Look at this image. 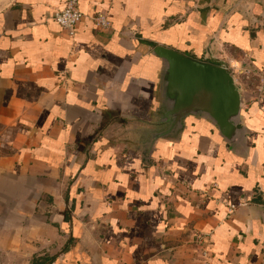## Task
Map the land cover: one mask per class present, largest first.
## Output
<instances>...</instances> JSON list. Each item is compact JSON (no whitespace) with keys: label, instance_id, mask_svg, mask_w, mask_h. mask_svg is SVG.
<instances>
[{"label":"crops","instance_id":"1","mask_svg":"<svg viewBox=\"0 0 264 264\" xmlns=\"http://www.w3.org/2000/svg\"><path fill=\"white\" fill-rule=\"evenodd\" d=\"M239 1L79 0L72 38L65 0H0V264H264V0ZM157 45L240 65L246 149L152 140Z\"/></svg>","mask_w":264,"mask_h":264},{"label":"water","instance_id":"2","mask_svg":"<svg viewBox=\"0 0 264 264\" xmlns=\"http://www.w3.org/2000/svg\"><path fill=\"white\" fill-rule=\"evenodd\" d=\"M213 42L214 38L207 47L211 60ZM152 54L161 61L157 82L159 105L150 122L152 140L179 141L191 120H200L209 123L234 152L246 149L249 129L243 94L226 65L164 45H157Z\"/></svg>","mask_w":264,"mask_h":264},{"label":"built area","instance_id":"3","mask_svg":"<svg viewBox=\"0 0 264 264\" xmlns=\"http://www.w3.org/2000/svg\"><path fill=\"white\" fill-rule=\"evenodd\" d=\"M85 14L80 8L79 0H65V4L62 8L56 9L51 18L59 24L62 30H64L68 36L74 38L76 36L77 27L84 19ZM95 26L97 28H109L112 22L109 15L106 12L100 11L91 16ZM227 69L236 77L237 81H241L245 74L240 65L229 64L226 65ZM246 204V201H242L239 205ZM236 205H231L230 209H235ZM262 257L264 260V249L262 250Z\"/></svg>","mask_w":264,"mask_h":264},{"label":"rangeland","instance_id":"4","mask_svg":"<svg viewBox=\"0 0 264 264\" xmlns=\"http://www.w3.org/2000/svg\"><path fill=\"white\" fill-rule=\"evenodd\" d=\"M253 86H252V94H253V96L251 97V98H253L254 96H257V94H258V92H259V79H255V80H253Z\"/></svg>","mask_w":264,"mask_h":264}]
</instances>
